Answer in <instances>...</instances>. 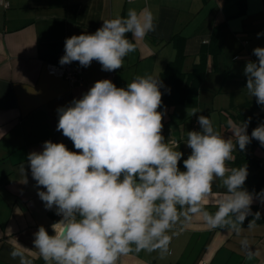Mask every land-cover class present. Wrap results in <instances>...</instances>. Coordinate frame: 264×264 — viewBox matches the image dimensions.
<instances>
[{
	"label": "clouds",
	"instance_id": "1",
	"mask_svg": "<svg viewBox=\"0 0 264 264\" xmlns=\"http://www.w3.org/2000/svg\"><path fill=\"white\" fill-rule=\"evenodd\" d=\"M155 30L150 10L129 9L126 17L103 20L94 33L66 38L59 63L78 62L86 68L97 61L102 71H115L136 50L133 40ZM253 54L257 61H248L244 68L246 91L264 106V47H256ZM163 86L150 74L136 76L126 87L101 79L81 98L57 109L56 130L77 151L48 140L42 151L27 156L32 178L45 189L38 191L39 198L61 217L51 225L52 235L44 226L33 234L44 264H120L122 257L142 251L157 252L163 259L170 255L172 239L195 218L210 229L237 235L249 215L254 219L247 229L256 226L261 213H252L253 195L243 187L247 166L229 168L228 162L235 160L237 145L245 150L255 139L264 146V124L249 136V121L229 118L226 124L233 135L226 139L213 119L200 115V131L186 132L184 143L191 153L181 171L180 142L166 141L162 134L165 113L158 109ZM200 111L193 107L190 114ZM217 180L226 192L213 202L216 211L211 212L204 201L212 197ZM241 246L248 261L258 254L247 239ZM27 250L13 247L9 256L18 264H33Z\"/></svg>",
	"mask_w": 264,
	"mask_h": 264
},
{
	"label": "crops",
	"instance_id": "2",
	"mask_svg": "<svg viewBox=\"0 0 264 264\" xmlns=\"http://www.w3.org/2000/svg\"><path fill=\"white\" fill-rule=\"evenodd\" d=\"M145 8L154 15L156 30L141 40L128 34L137 47L125 58L123 67L102 71L99 62L93 61L82 67L80 84L48 74L46 66L59 60L66 38L94 33L105 19L126 17L129 9L139 12ZM174 36L180 40L184 83L202 46L218 49L207 55L198 92H188L187 97L195 103H169L158 109L165 113L162 134L166 141L180 142L178 150L183 157L178 167L184 171L183 160L191 153L184 143L186 132L200 131L199 125L194 129L200 115L213 122V115L225 116L219 125L227 139L233 135L227 120L241 122L233 107L256 101L247 94L244 68L248 61H257L253 50L264 47V0H10L8 8L0 6V264H18L9 252L19 246L28 249L26 255L33 264H44L34 249L33 234L44 226L52 235L51 225L60 218L55 208L47 210L39 198L38 191L45 189L38 188L32 178L27 156L42 151L48 140L77 151L72 141L56 130L57 109L81 98L101 79L126 87L138 75L159 78L176 57ZM71 64L80 66L78 62ZM205 93L211 94L210 105ZM193 107L201 111L191 116ZM253 113L264 115V106L258 105ZM182 114L190 117L188 126L185 118L181 120ZM240 151L264 159V149L251 142L245 150L237 145L234 155ZM260 170L264 171V166ZM244 189L253 195L252 213H261L253 229L247 227L254 215L246 218L239 235L227 229H210L195 218L172 239L170 255L161 259L157 252L142 251L122 257L120 264H264V192ZM225 192L217 180L212 197L204 201L209 211H216L213 202ZM244 239L258 253L251 261L246 260L247 252L241 246Z\"/></svg>",
	"mask_w": 264,
	"mask_h": 264
},
{
	"label": "trees",
	"instance_id": "3",
	"mask_svg": "<svg viewBox=\"0 0 264 264\" xmlns=\"http://www.w3.org/2000/svg\"><path fill=\"white\" fill-rule=\"evenodd\" d=\"M172 43L177 49V54L174 60L169 62L160 75V79L163 82V87L161 88L162 95V107L168 105L169 103H183V104H194L195 100L187 97L188 92L196 94L198 92L199 86L205 76L206 69V58L209 53H215V47L211 49L210 47L202 46L198 54V62L194 64L192 72L187 76L188 82L184 81V73L181 71L182 53L181 48H179V36H174ZM218 47V46H217ZM183 82V83H182ZM170 89V92H169ZM258 106L256 101H246L242 104L235 105L233 108L236 109L235 117L239 121H249L247 127V133L251 136V132L257 126L261 124L264 115L254 114V109ZM251 144L262 147L261 144L255 140H251ZM180 164H182L180 162ZM230 168L241 167L243 165L247 166L248 176L243 187L255 192H264V171L260 170L264 166V159L257 158L250 152L240 151L235 154V160L229 162Z\"/></svg>",
	"mask_w": 264,
	"mask_h": 264
},
{
	"label": "built area",
	"instance_id": "4",
	"mask_svg": "<svg viewBox=\"0 0 264 264\" xmlns=\"http://www.w3.org/2000/svg\"><path fill=\"white\" fill-rule=\"evenodd\" d=\"M126 1L131 2V1H136V0H126ZM0 6L4 9L8 8L10 6V0H0ZM64 54H65L64 52L60 53L59 60ZM59 60L56 63L47 64L46 68H47L48 74L56 76V77L64 78L70 84H80L82 81V78H81V74L83 70L82 67L74 66L72 64L61 65L59 63ZM198 125H199L198 122L194 123L195 130H197ZM56 216L58 218H61L57 214Z\"/></svg>",
	"mask_w": 264,
	"mask_h": 264
},
{
	"label": "rangeland",
	"instance_id": "5",
	"mask_svg": "<svg viewBox=\"0 0 264 264\" xmlns=\"http://www.w3.org/2000/svg\"><path fill=\"white\" fill-rule=\"evenodd\" d=\"M205 96H207V102L209 103V105H210V98H211V94L209 93V95H208V93H205L204 94ZM189 110V109H188ZM190 113H191V110H190ZM180 116V115H179ZM214 116V124H215V126L218 128V130L221 132V134H223L224 133V131H223V128L221 129V126L219 125V122H220V120L222 121V119L223 118H225V116H223V115H221V114H215V115H213ZM185 118V119H184ZM227 118V117H226ZM182 119H184V122H185V124H187V126H188V123H189V120H190V117L188 118V117H186L184 114H182V116H181V120ZM227 133V132H226ZM227 135V134H226Z\"/></svg>",
	"mask_w": 264,
	"mask_h": 264
}]
</instances>
